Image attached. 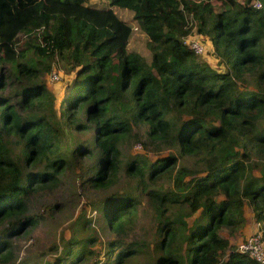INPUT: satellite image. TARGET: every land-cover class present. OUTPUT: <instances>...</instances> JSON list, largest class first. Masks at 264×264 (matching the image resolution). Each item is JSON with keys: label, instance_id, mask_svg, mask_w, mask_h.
Instances as JSON below:
<instances>
[{"label": "trees", "instance_id": "1", "mask_svg": "<svg viewBox=\"0 0 264 264\" xmlns=\"http://www.w3.org/2000/svg\"><path fill=\"white\" fill-rule=\"evenodd\" d=\"M87 1L0 0V264H15L7 236L36 222L29 196L66 169L81 190L114 192L90 199L114 238L93 248L79 232L47 264H258L238 244L258 222L264 246V0H108L133 12L149 62Z\"/></svg>", "mask_w": 264, "mask_h": 264}, {"label": "rangeland", "instance_id": "2", "mask_svg": "<svg viewBox=\"0 0 264 264\" xmlns=\"http://www.w3.org/2000/svg\"><path fill=\"white\" fill-rule=\"evenodd\" d=\"M255 1V0H253ZM86 5L99 9H111L119 19L124 21L131 27V34L127 43V51H134L142 55L146 61H150L151 53L147 47L148 37L141 31L133 19V12L128 9L111 6L108 0H88ZM200 38V37H199ZM201 39V38H200ZM190 40L198 42L206 49L205 42H199L194 38ZM213 62H217L215 57L211 58ZM3 72L8 73V66ZM56 74L58 80L52 81L51 76ZM67 74L61 69L60 65L53 64V70L48 73L46 79L47 87L54 90L58 101L62 97L64 80ZM12 85V84H11ZM12 87L4 90L8 98L14 99V91ZM141 147L133 145L123 149L122 158L140 151ZM170 153V150H167ZM150 158H153V153H148ZM187 160H180L179 164L186 163ZM114 193V192H111ZM100 193L89 186H85L84 190L78 188V182L74 174L66 169L56 187L50 190L32 194L28 198L26 213L33 215L36 218L34 225L23 227L19 234L10 233L7 238L11 243L9 250L15 264H47L64 255V245L73 235L77 236L79 232L89 234V232L97 235V242L93 248H99L98 242H105L107 239L114 238L113 233H109L105 228V221L102 219V214L99 208L91 207L90 199L96 200V205L99 200H102L108 194ZM57 205L51 214L43 212L45 205ZM42 216V217H41ZM89 220V221H88ZM137 225L135 226L136 233H143V228L150 230V217L143 211L139 210ZM149 225V226H148ZM257 222L252 223V228L246 234L249 236L256 229ZM6 224L0 226V232ZM92 228V230H89ZM241 240V239H239ZM240 242V241H239ZM99 259H103L104 254L101 252L98 255ZM54 260V261H55Z\"/></svg>", "mask_w": 264, "mask_h": 264}, {"label": "built area", "instance_id": "3", "mask_svg": "<svg viewBox=\"0 0 264 264\" xmlns=\"http://www.w3.org/2000/svg\"><path fill=\"white\" fill-rule=\"evenodd\" d=\"M252 6L255 9H260L262 7L261 0L253 1ZM186 42L194 53L200 54L203 51V47L198 42L190 40V38L185 40V43ZM50 78L52 81L58 80L56 74H53ZM238 250L242 253L248 254L258 264H264V246L261 239L260 223L257 222L256 229L253 233L238 244Z\"/></svg>", "mask_w": 264, "mask_h": 264}]
</instances>
